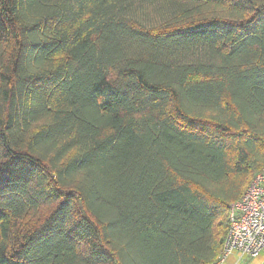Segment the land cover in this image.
Segmentation results:
<instances>
[{
	"label": "trees",
	"instance_id": "trees-1",
	"mask_svg": "<svg viewBox=\"0 0 264 264\" xmlns=\"http://www.w3.org/2000/svg\"><path fill=\"white\" fill-rule=\"evenodd\" d=\"M264 170V0H0V264H211Z\"/></svg>",
	"mask_w": 264,
	"mask_h": 264
},
{
	"label": "built area",
	"instance_id": "built-area-1",
	"mask_svg": "<svg viewBox=\"0 0 264 264\" xmlns=\"http://www.w3.org/2000/svg\"><path fill=\"white\" fill-rule=\"evenodd\" d=\"M227 220L222 252L211 264L221 263L233 251L256 257L264 248V170L257 172L243 195L231 203Z\"/></svg>",
	"mask_w": 264,
	"mask_h": 264
},
{
	"label": "crops",
	"instance_id": "crops-1",
	"mask_svg": "<svg viewBox=\"0 0 264 264\" xmlns=\"http://www.w3.org/2000/svg\"><path fill=\"white\" fill-rule=\"evenodd\" d=\"M219 264H264V248L256 257L241 256L233 251L227 254Z\"/></svg>",
	"mask_w": 264,
	"mask_h": 264
},
{
	"label": "rangeland",
	"instance_id": "rangeland-1",
	"mask_svg": "<svg viewBox=\"0 0 264 264\" xmlns=\"http://www.w3.org/2000/svg\"><path fill=\"white\" fill-rule=\"evenodd\" d=\"M133 258L134 262H137L139 264H165L166 262L163 257H160L159 253L157 254L156 250H149L148 257L146 259L145 255L134 252Z\"/></svg>",
	"mask_w": 264,
	"mask_h": 264
}]
</instances>
